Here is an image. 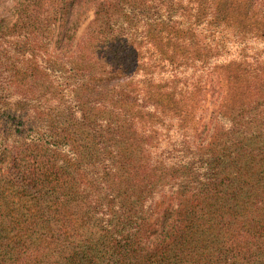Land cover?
<instances>
[{"label": "trees", "instance_id": "16d2710c", "mask_svg": "<svg viewBox=\"0 0 264 264\" xmlns=\"http://www.w3.org/2000/svg\"><path fill=\"white\" fill-rule=\"evenodd\" d=\"M12 15L0 264H264V0H13Z\"/></svg>", "mask_w": 264, "mask_h": 264}, {"label": "rangeland", "instance_id": "374dc122", "mask_svg": "<svg viewBox=\"0 0 264 264\" xmlns=\"http://www.w3.org/2000/svg\"><path fill=\"white\" fill-rule=\"evenodd\" d=\"M12 5H13V0H0V16L1 17H5L7 19V23L11 24L14 22L15 20V16L12 15ZM87 21V20H86ZM86 21H83L79 30H78V35L81 33L82 29L85 26ZM217 94V93H215ZM218 101V100H217ZM209 112L207 114L206 117V121H209L212 127L213 125V119L211 121V117L214 116L212 115V112L215 111V109L217 108V103H216V95H212L211 100L209 102ZM211 131L209 130V132L207 133L209 136L211 135ZM209 136H207V140L209 139Z\"/></svg>", "mask_w": 264, "mask_h": 264}]
</instances>
